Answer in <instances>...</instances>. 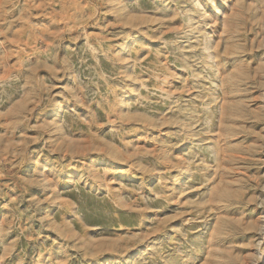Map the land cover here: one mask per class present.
<instances>
[{
  "label": "rangeland",
  "instance_id": "374dc122",
  "mask_svg": "<svg viewBox=\"0 0 264 264\" xmlns=\"http://www.w3.org/2000/svg\"><path fill=\"white\" fill-rule=\"evenodd\" d=\"M0 264H264V0H0Z\"/></svg>",
  "mask_w": 264,
  "mask_h": 264
},
{
  "label": "bare ground",
  "instance_id": "6f19581e",
  "mask_svg": "<svg viewBox=\"0 0 264 264\" xmlns=\"http://www.w3.org/2000/svg\"><path fill=\"white\" fill-rule=\"evenodd\" d=\"M224 10V9H223ZM238 156V155H237ZM237 170V169H236ZM240 171V170H239ZM255 252V251H254ZM262 255V254H261ZM247 263H248V261H247Z\"/></svg>",
  "mask_w": 264,
  "mask_h": 264
}]
</instances>
